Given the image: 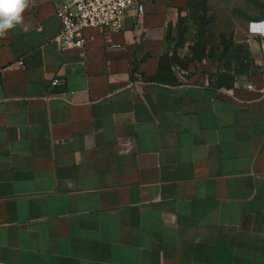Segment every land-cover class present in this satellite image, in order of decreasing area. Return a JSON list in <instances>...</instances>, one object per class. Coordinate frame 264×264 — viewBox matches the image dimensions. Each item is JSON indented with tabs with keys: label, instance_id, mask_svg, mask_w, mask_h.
Returning a JSON list of instances; mask_svg holds the SVG:
<instances>
[{
	"label": "crops",
	"instance_id": "1",
	"mask_svg": "<svg viewBox=\"0 0 264 264\" xmlns=\"http://www.w3.org/2000/svg\"><path fill=\"white\" fill-rule=\"evenodd\" d=\"M188 1L62 51L57 0H28L0 35V264H264V18L232 87L151 79Z\"/></svg>",
	"mask_w": 264,
	"mask_h": 264
},
{
	"label": "rangeland",
	"instance_id": "2",
	"mask_svg": "<svg viewBox=\"0 0 264 264\" xmlns=\"http://www.w3.org/2000/svg\"><path fill=\"white\" fill-rule=\"evenodd\" d=\"M264 18V0H191L168 34L171 68L178 77L197 64L209 65L214 75L230 72L235 81L249 76L245 24ZM245 41V42H244ZM205 55L195 60V56ZM194 65V66H193ZM242 72V73H241Z\"/></svg>",
	"mask_w": 264,
	"mask_h": 264
},
{
	"label": "built area",
	"instance_id": "3",
	"mask_svg": "<svg viewBox=\"0 0 264 264\" xmlns=\"http://www.w3.org/2000/svg\"><path fill=\"white\" fill-rule=\"evenodd\" d=\"M129 11L142 16L145 0H57L56 14L60 20V30L54 40L62 51L82 48L87 28L120 31L125 26ZM58 82L59 78H53L50 85ZM71 94L74 91H64L60 96L68 99Z\"/></svg>",
	"mask_w": 264,
	"mask_h": 264
},
{
	"label": "clouds",
	"instance_id": "4",
	"mask_svg": "<svg viewBox=\"0 0 264 264\" xmlns=\"http://www.w3.org/2000/svg\"><path fill=\"white\" fill-rule=\"evenodd\" d=\"M28 6V0H0V35L5 34L6 30L21 24L24 17L23 12ZM264 27L261 22H254L251 28L260 31ZM264 35V32H261Z\"/></svg>",
	"mask_w": 264,
	"mask_h": 264
},
{
	"label": "trees",
	"instance_id": "5",
	"mask_svg": "<svg viewBox=\"0 0 264 264\" xmlns=\"http://www.w3.org/2000/svg\"><path fill=\"white\" fill-rule=\"evenodd\" d=\"M191 0L188 1V5L187 8L189 7V3ZM248 53V51H247ZM202 57H206L205 55H198L195 56L193 59L198 60V59H202ZM249 57L247 56V58H243L242 62H247V65L250 66V62L249 60H247ZM171 61V57L168 56V54H164L163 56H161L160 58V62H159V69L158 72L154 75H151L150 78L151 79H156V80H161V81H165V82H171V83H177L179 82L177 76L174 74L173 70H171V68H166L164 69L165 64L168 67V64ZM242 73V72H241ZM235 83V76L233 74H231L230 72H222L221 74L216 76V80L215 83L217 86H226V87H232Z\"/></svg>",
	"mask_w": 264,
	"mask_h": 264
}]
</instances>
